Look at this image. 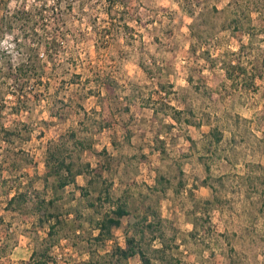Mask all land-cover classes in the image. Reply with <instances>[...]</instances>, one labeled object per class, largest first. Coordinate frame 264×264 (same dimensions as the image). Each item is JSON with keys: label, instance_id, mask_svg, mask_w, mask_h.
Masks as SVG:
<instances>
[{"label": "rangeland", "instance_id": "374dc122", "mask_svg": "<svg viewBox=\"0 0 264 264\" xmlns=\"http://www.w3.org/2000/svg\"><path fill=\"white\" fill-rule=\"evenodd\" d=\"M4 2L0 16L17 21L0 37V122L19 135L0 140V264H35L43 240L52 242L47 264L101 262L148 222L151 264H264V0ZM35 51L44 72L25 78L18 103L8 66ZM227 64L247 74L228 79ZM71 132L95 150L73 152L78 163L109 161L89 199L73 186L53 190L44 176L47 142L73 149ZM17 191L27 201L6 207ZM38 198L53 200L48 212L65 220L53 231L55 218L40 222ZM117 198L129 215L100 245L86 217Z\"/></svg>", "mask_w": 264, "mask_h": 264}, {"label": "trees", "instance_id": "16d2710c", "mask_svg": "<svg viewBox=\"0 0 264 264\" xmlns=\"http://www.w3.org/2000/svg\"><path fill=\"white\" fill-rule=\"evenodd\" d=\"M2 3L4 6L6 5L4 0H2ZM0 3V5L2 4ZM2 4V5H3ZM236 6V10H241L240 2H236L234 4V8ZM216 9V8H214ZM13 19L6 18L5 16H0V37L5 33L12 32L13 26L11 21L15 22L17 19L13 16ZM28 20H25L27 25H31L33 27L34 21L32 22V17L27 18ZM232 23H234L233 28H240V20L239 19H233ZM55 40H50L45 42L44 46L46 52H48L49 49L55 47ZM48 49V50H47ZM1 50V46H0ZM35 50V49H34ZM8 52V51H7ZM27 63H19V65L14 66L13 64H9L8 68H10V73L13 76L14 82L13 84H9L10 88L8 89V93L16 97L18 103L20 101V96H26V90H25V78H32L34 77H41L44 72V67L40 61V57L38 56V53H34V55H28ZM261 68L264 69V61L261 63ZM225 74L228 79H233L236 77L234 73L245 75L247 74L246 68H244L241 65L238 64H227V66L224 68ZM1 71V66H0ZM252 80H254L255 74L250 75ZM251 84V83H250ZM253 85V84H252ZM2 95V94H1ZM2 97V96H1ZM0 97V98H1ZM16 108V107H15ZM180 113V111H177L175 114ZM174 114V119H177V117ZM186 122L189 123V120H186ZM11 135L18 136V132H15V130H11L8 128L3 122H0V140L3 142L9 141V138ZM70 139H72L71 145L73 146V149H70L67 147V142L69 140H59L57 142L54 141H48L46 145V152H45V159H44V166H45V179L48 180L52 178V186L51 188L53 190L58 189H64L66 186H73L80 192L81 197H89V192L96 191L97 186H93V183L95 182V177H98L100 179L103 178L102 171L109 169V166L107 165L109 161L104 163H97L95 167H91L89 162L86 163H78L77 158L79 160V156L75 158L73 156V152L76 151H95L94 148H92V145L90 142H87L85 139L76 138V133L71 132V134L68 136ZM213 141L219 142L221 137L220 135L213 134ZM2 146V145H1ZM4 147V146H2ZM105 149H102L97 154L100 155L102 153H105ZM87 176L91 175L90 178L87 180V186H79L76 183V177L77 176ZM90 187V188H89ZM102 189L99 190V194L101 193ZM103 191L105 192L104 199L109 201V191L107 187L103 188ZM89 199V198H88ZM101 200V196H97L93 199V201H88L87 206L88 207H95L94 200ZM27 201L26 194L23 192H16L13 196L8 198L6 207H11L12 209H20L23 204ZM54 201L49 199L45 200L44 198H38L37 202L35 203V211L38 213H42V216L40 215L39 218L40 222L43 223L45 221H50L51 218L54 219V224L51 225V229L53 231L54 227H57L55 224H60L62 222H65V220L59 219L58 214H53L51 212H48V209L53 205ZM204 203H207L208 205L212 204V201L210 199H205ZM73 218L69 221L71 222V230L76 232V229L80 227V224H76V219H80L81 215L79 214V210L76 209L74 211ZM100 213V212H99ZM129 215V212L126 207L125 199L117 198L116 202L112 204L110 210L104 212L101 217H98L96 219H93L91 217H86V220L92 224L93 229L97 231L95 234V240L101 245L104 244L106 241H109L113 238L112 230L114 228H119L122 226V220L125 216ZM146 218H144L145 220ZM145 228L149 229L151 232L154 231L153 224H150L148 222L144 226L138 227L136 225V236L129 234V232H125L124 235V245H119L117 243L114 244L112 251L110 254H105V257L102 259V261L97 262L93 261L90 257L87 261V264H128L129 258L138 255L139 259L141 261L140 264H151V258L147 254L146 249L143 247V240H144V230ZM49 234L52 233L51 230L48 232ZM138 236V237H137ZM152 239H155V236H152ZM43 247L36 249L33 253L34 255H37L34 259L35 264H47L49 261L50 256L48 255V250L50 246L52 245V242L48 240V242H45L43 240Z\"/></svg>", "mask_w": 264, "mask_h": 264}]
</instances>
